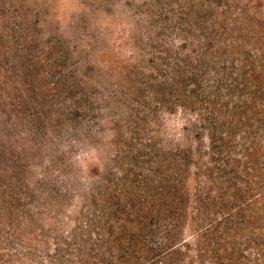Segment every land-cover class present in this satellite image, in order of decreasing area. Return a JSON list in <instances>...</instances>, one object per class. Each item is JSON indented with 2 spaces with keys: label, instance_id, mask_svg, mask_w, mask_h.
Returning <instances> with one entry per match:
<instances>
[{
  "label": "rangeland",
  "instance_id": "374dc122",
  "mask_svg": "<svg viewBox=\"0 0 264 264\" xmlns=\"http://www.w3.org/2000/svg\"><path fill=\"white\" fill-rule=\"evenodd\" d=\"M158 260L264 264V0H0V264Z\"/></svg>",
  "mask_w": 264,
  "mask_h": 264
},
{
  "label": "trees",
  "instance_id": "16d2710c",
  "mask_svg": "<svg viewBox=\"0 0 264 264\" xmlns=\"http://www.w3.org/2000/svg\"><path fill=\"white\" fill-rule=\"evenodd\" d=\"M152 260H153V259H152ZM152 260H151V261H152ZM163 262H164L163 260H158V261H156V262L154 261L153 264H163ZM164 264H169V263H166V262H165Z\"/></svg>",
  "mask_w": 264,
  "mask_h": 264
}]
</instances>
